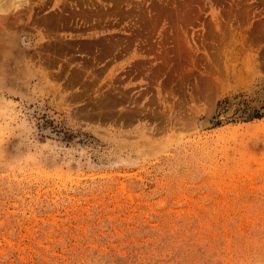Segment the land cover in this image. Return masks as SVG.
Returning a JSON list of instances; mask_svg holds the SVG:
<instances>
[{
    "label": "rangeland",
    "instance_id": "374dc122",
    "mask_svg": "<svg viewBox=\"0 0 264 264\" xmlns=\"http://www.w3.org/2000/svg\"><path fill=\"white\" fill-rule=\"evenodd\" d=\"M23 3L0 264H264V0Z\"/></svg>",
    "mask_w": 264,
    "mask_h": 264
},
{
    "label": "bare ground",
    "instance_id": "6f19581e",
    "mask_svg": "<svg viewBox=\"0 0 264 264\" xmlns=\"http://www.w3.org/2000/svg\"><path fill=\"white\" fill-rule=\"evenodd\" d=\"M26 0H1L0 1V10L2 11L3 10V12H4V10H8L9 11V8L10 9H13V8H15V9H17L16 7L18 6V5H23L24 3L23 2H25ZM23 3V4H22ZM11 12H12V10H11ZM0 13H2V12H0ZM5 14V17L7 16L6 15V12H4ZM1 16H2V14H1ZM1 18V17H0ZM2 19H4L3 17H2ZM2 19H1V21H2ZM1 23H3V22H1ZM5 25V24H4ZM4 70V69H3ZM15 74V73H14ZM6 75V74H5ZM11 85V84H10Z\"/></svg>",
    "mask_w": 264,
    "mask_h": 264
},
{
    "label": "trees",
    "instance_id": "16d2710c",
    "mask_svg": "<svg viewBox=\"0 0 264 264\" xmlns=\"http://www.w3.org/2000/svg\"><path fill=\"white\" fill-rule=\"evenodd\" d=\"M249 115H250L251 117H258V116H260L261 114H260V112H259L258 110H254V111L250 112Z\"/></svg>",
    "mask_w": 264,
    "mask_h": 264
}]
</instances>
